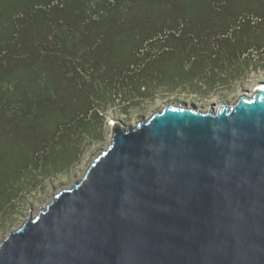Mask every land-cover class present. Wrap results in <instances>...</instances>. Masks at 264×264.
I'll return each instance as SVG.
<instances>
[{"label":"trees","instance_id":"trees-1","mask_svg":"<svg viewBox=\"0 0 264 264\" xmlns=\"http://www.w3.org/2000/svg\"><path fill=\"white\" fill-rule=\"evenodd\" d=\"M264 72V0H0V210L64 170L109 107Z\"/></svg>","mask_w":264,"mask_h":264},{"label":"water","instance_id":"water-1","mask_svg":"<svg viewBox=\"0 0 264 264\" xmlns=\"http://www.w3.org/2000/svg\"><path fill=\"white\" fill-rule=\"evenodd\" d=\"M0 264H264V84L216 111L113 124L83 177L3 239Z\"/></svg>","mask_w":264,"mask_h":264},{"label":"rangeland","instance_id":"rangeland-1","mask_svg":"<svg viewBox=\"0 0 264 264\" xmlns=\"http://www.w3.org/2000/svg\"><path fill=\"white\" fill-rule=\"evenodd\" d=\"M264 84V72H254L224 85H217L211 89L199 90L203 96L190 92L189 86L177 88L156 89L154 94L142 101L139 110H130L131 114H121L119 106L109 107L106 119L95 123L93 135H86L81 140L77 159L64 170L51 175L47 179H39V183H24L12 203L0 210V243L9 232L16 230L21 224L35 216L41 207L47 205L53 194L62 189L70 188L79 181L95 157L105 150L110 142L113 124L134 126L136 123L148 119L152 114L161 110L167 104L197 107L208 111L218 110L221 105H232L245 91L252 92L254 88ZM211 107V108H210Z\"/></svg>","mask_w":264,"mask_h":264},{"label":"bare ground","instance_id":"bare-ground-1","mask_svg":"<svg viewBox=\"0 0 264 264\" xmlns=\"http://www.w3.org/2000/svg\"><path fill=\"white\" fill-rule=\"evenodd\" d=\"M175 106H177V105H175ZM68 189V188H67Z\"/></svg>","mask_w":264,"mask_h":264}]
</instances>
